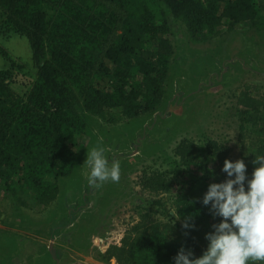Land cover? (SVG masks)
Masks as SVG:
<instances>
[{
	"label": "trees",
	"instance_id": "obj_1",
	"mask_svg": "<svg viewBox=\"0 0 264 264\" xmlns=\"http://www.w3.org/2000/svg\"><path fill=\"white\" fill-rule=\"evenodd\" d=\"M170 15L194 42L216 38L224 24L232 31L241 21L254 27L263 22L255 0H0L1 25L26 37L33 51L32 64L3 52L9 66L0 70V210L23 195L54 200L59 181L77 165L75 140L91 119L113 109L137 118L161 107L173 54ZM237 103L238 139L242 149H251L245 162L251 178L255 154H264V101L241 92ZM229 148L212 138L180 141L175 157L203 172L177 197L182 223H161L146 208L136 236L112 242L100 260L174 264L181 248L201 256V229L213 231L220 221L203 205V195L209 184L228 178L222 167ZM148 180H160L154 190L168 189L160 178Z\"/></svg>",
	"mask_w": 264,
	"mask_h": 264
},
{
	"label": "rangeland",
	"instance_id": "obj_2",
	"mask_svg": "<svg viewBox=\"0 0 264 264\" xmlns=\"http://www.w3.org/2000/svg\"><path fill=\"white\" fill-rule=\"evenodd\" d=\"M255 1L263 17L260 27L241 21L228 31L224 24L219 36L204 42L192 41L169 16L173 54L161 107L137 118L113 109L91 119L87 133L75 140L77 165L59 181L54 200L41 203L25 195L8 199L0 210V264H107L99 254L112 242L136 236L135 226L149 207L161 223L181 224L177 197L203 173L199 165L175 157L183 139L203 144L212 138L230 147V160L247 161L251 149H242L238 139L237 97L247 92L264 101V0ZM3 52L32 64L27 38L0 23V70L9 66ZM97 147L119 162V182L96 188L87 184V154ZM152 176L168 189L154 190L160 180L153 183L148 180ZM208 232L203 227L199 237L205 248Z\"/></svg>",
	"mask_w": 264,
	"mask_h": 264
},
{
	"label": "clouds",
	"instance_id": "obj_3",
	"mask_svg": "<svg viewBox=\"0 0 264 264\" xmlns=\"http://www.w3.org/2000/svg\"><path fill=\"white\" fill-rule=\"evenodd\" d=\"M85 164L89 186L119 182L120 164L110 161L103 147L88 153ZM253 164L249 178L243 159L224 161L222 171L228 178L209 184L202 199L204 206L210 205L211 214L220 218L205 236L207 248L198 258L181 248L174 264H264V154H255ZM183 227L194 228V224Z\"/></svg>",
	"mask_w": 264,
	"mask_h": 264
}]
</instances>
